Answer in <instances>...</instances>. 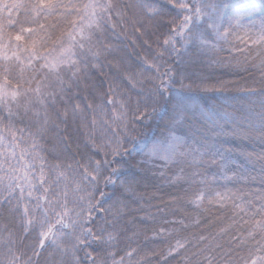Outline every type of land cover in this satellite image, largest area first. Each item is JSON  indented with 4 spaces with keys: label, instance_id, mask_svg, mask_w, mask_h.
<instances>
[{
    "label": "snow or ice",
    "instance_id": "obj_1",
    "mask_svg": "<svg viewBox=\"0 0 264 264\" xmlns=\"http://www.w3.org/2000/svg\"><path fill=\"white\" fill-rule=\"evenodd\" d=\"M130 31L151 54L136 73L111 40ZM189 52L197 58L185 60ZM200 56L259 72L239 114L201 107L194 87L233 82L189 71ZM110 65L118 71L105 92L93 81ZM154 117L161 136L137 140ZM221 135L264 142V4L0 0V264H264V163L248 169L217 146ZM241 155L251 163L253 153ZM211 166L219 171L209 176ZM147 172L174 191L140 218L152 225L140 241L128 235L136 221L124 219L125 193Z\"/></svg>",
    "mask_w": 264,
    "mask_h": 264
},
{
    "label": "trees",
    "instance_id": "obj_2",
    "mask_svg": "<svg viewBox=\"0 0 264 264\" xmlns=\"http://www.w3.org/2000/svg\"><path fill=\"white\" fill-rule=\"evenodd\" d=\"M227 3L231 7H235L236 9H239L243 5H248L251 3H255L257 5V8L261 4H264V0H226ZM255 19H259V16H255ZM111 40L114 44L118 46L120 49V52L117 54V56H124L128 59V63L131 65L130 71L132 73L138 72L139 65H140V59L139 57L148 56V58H151V54L147 50V46L143 45L142 40H138L137 43L134 45L132 43L133 36L131 34V31L127 36L121 35L118 39L116 37H111ZM152 40H155V37H152ZM152 48H156V44H152ZM220 55L226 56V53H220ZM189 57L197 58L193 52H189L185 56V60H187ZM109 59H113L112 57H109ZM176 58L173 57V60ZM200 63H197L194 67L189 68V71L195 72L197 75L202 76L204 74V65L206 63V66H208V74H206L207 80L206 83L209 85L216 84L217 81L223 80V81H231L233 83L229 84L227 88H209L208 90H204L203 88H193L191 91L192 93L198 98V102L201 105V107H204L205 109L213 106H220L223 105L227 107V110L232 112L236 111L237 114H239L240 105L243 102L244 93L242 91V88L248 84H251V80L253 77L259 78V72L249 66L248 71H239L237 72H229L227 73L226 69L223 67H217L215 65L209 66L207 63V57L206 56H200L199 57ZM106 63V62H105ZM128 64L124 65L122 68L119 69L120 72L124 71V68H127ZM118 69L114 66H109L104 69L105 75H101L98 71L95 72V79L94 83L99 84L100 82H103V91H107L108 89V82L110 78L116 74ZM145 75H148V73H145ZM127 82L125 81V84ZM185 83H188V81H185ZM199 83V81H197ZM176 87L178 88L179 85L177 84ZM83 95V94H82ZM134 96V93H133ZM93 97H90V100H92ZM95 102L99 103V97H95ZM192 125L199 129L201 125L203 124V120L199 116V113H195L191 118ZM163 120H159L157 118H153V121L148 123L146 126L142 125L138 127L137 131L133 133V135L136 137L137 140H143L148 137H160L161 132L163 130ZM159 125V126H157ZM232 125H228V127L225 129V131H228ZM187 126L185 127V131H187ZM213 139H215L214 134ZM83 136V133L81 132V137ZM217 146L223 147V148H231L233 150L234 158L241 164L245 165L248 169H252L255 167V169H259L261 163H264V161H261L258 159L259 155L261 153H264V142H262L258 137H253L251 139L246 137H241L239 135L233 136V135H221L219 137V140L217 141ZM130 147V146H129ZM241 153H253L252 161L251 163L248 162L246 157L244 155H241ZM127 159V158H126ZM141 159L140 155L134 156L130 161L129 164L126 165L121 170L125 173V175L135 172L136 169L132 167L137 161ZM113 167H116V165H113ZM234 167V166H233ZM219 169L217 166H211L209 171V176H211L213 173L218 172ZM141 176H147V179H142L138 185L134 186V194L125 193V199L128 203V207L125 209L124 219L125 221H131L135 219L136 223L129 224L130 231L128 232V235H132L133 232H139L138 239L140 241H143L144 239V229L145 227L151 228L152 225L149 221H141L140 218L145 216L146 213L150 212L152 214H156L157 212V206L164 207V203L169 201L170 199V193H172L174 190L171 188H168L167 186H163L162 181L153 178L152 172L140 173ZM228 175H232V172L229 171ZM123 178V177H121ZM118 183V182H117ZM219 183H224L222 180L219 181ZM103 186V185H102ZM244 182L241 181L239 183L235 184H229V187H235V188H243ZM255 187V185H252ZM106 192H111V188H106ZM98 195V194H97ZM143 197V200H139L138 202H133L134 200H137V198ZM108 203H111V201H108ZM107 203L104 205V207H107ZM143 210H140V209ZM103 215V214H101ZM171 218V217H169ZM150 234V233H149ZM126 242L121 240L120 246H125ZM163 247V245H160ZM47 253H45V256ZM82 255V254H81ZM43 264V259H42Z\"/></svg>",
    "mask_w": 264,
    "mask_h": 264
},
{
    "label": "rangeland",
    "instance_id": "obj_3",
    "mask_svg": "<svg viewBox=\"0 0 264 264\" xmlns=\"http://www.w3.org/2000/svg\"><path fill=\"white\" fill-rule=\"evenodd\" d=\"M196 56V55H195ZM205 67H204V74H202V76L204 77V76H206V74H208V66H206V63H205V65H204ZM226 69V68H225ZM226 71H227V73H229V72H231L230 70H228V69H226ZM193 72V71H192ZM163 124V123H162Z\"/></svg>",
    "mask_w": 264,
    "mask_h": 264
}]
</instances>
